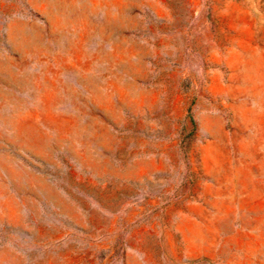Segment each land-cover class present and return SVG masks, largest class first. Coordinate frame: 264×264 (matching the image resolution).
Instances as JSON below:
<instances>
[{
	"label": "rangeland",
	"instance_id": "1",
	"mask_svg": "<svg viewBox=\"0 0 264 264\" xmlns=\"http://www.w3.org/2000/svg\"><path fill=\"white\" fill-rule=\"evenodd\" d=\"M0 264H264V0H0Z\"/></svg>",
	"mask_w": 264,
	"mask_h": 264
}]
</instances>
